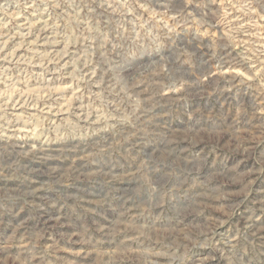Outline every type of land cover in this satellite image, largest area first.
I'll return each instance as SVG.
<instances>
[{
    "label": "rangeland",
    "instance_id": "obj_1",
    "mask_svg": "<svg viewBox=\"0 0 264 264\" xmlns=\"http://www.w3.org/2000/svg\"><path fill=\"white\" fill-rule=\"evenodd\" d=\"M0 264H264V0H0Z\"/></svg>",
    "mask_w": 264,
    "mask_h": 264
}]
</instances>
